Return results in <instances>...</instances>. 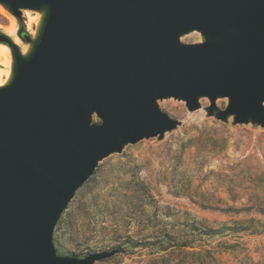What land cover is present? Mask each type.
<instances>
[{
  "label": "water",
  "instance_id": "water-1",
  "mask_svg": "<svg viewBox=\"0 0 264 264\" xmlns=\"http://www.w3.org/2000/svg\"><path fill=\"white\" fill-rule=\"evenodd\" d=\"M35 33L0 86V264H93L57 254L55 226L105 157L181 121L159 100L264 127V0H0ZM198 31L202 41L181 37ZM226 98L224 109L217 100ZM97 116L100 122L95 123Z\"/></svg>",
  "mask_w": 264,
  "mask_h": 264
},
{
  "label": "rangeland",
  "instance_id": "rangeland-1",
  "mask_svg": "<svg viewBox=\"0 0 264 264\" xmlns=\"http://www.w3.org/2000/svg\"><path fill=\"white\" fill-rule=\"evenodd\" d=\"M29 13L32 19L23 11L20 21L0 10V31L8 34L11 16L14 35L21 28L33 35L40 13ZM181 41L201 42L202 35ZM200 103L189 111L183 100H159L181 124L99 162L55 226L58 255L119 248L93 264H264V127L218 120L207 115L208 98ZM227 104L217 100L221 109Z\"/></svg>",
  "mask_w": 264,
  "mask_h": 264
},
{
  "label": "bare ground",
  "instance_id": "bare-ground-1",
  "mask_svg": "<svg viewBox=\"0 0 264 264\" xmlns=\"http://www.w3.org/2000/svg\"><path fill=\"white\" fill-rule=\"evenodd\" d=\"M5 9L2 4H0V10ZM7 10V9H5ZM8 11V10H7ZM24 15L30 17L29 10L24 9ZM40 18V17H39ZM32 19V18H31ZM39 20V19H38ZM11 26L7 28V32L9 35L13 37V40L16 44L20 45V38L14 35L16 29V20L10 16ZM38 23V22H37ZM35 33V29H33L32 34ZM28 47H23L22 52H25ZM0 65L5 68L0 67V86L3 85L8 79L11 72L12 65V54L8 45L4 43H0Z\"/></svg>",
  "mask_w": 264,
  "mask_h": 264
},
{
  "label": "trees",
  "instance_id": "trees-1",
  "mask_svg": "<svg viewBox=\"0 0 264 264\" xmlns=\"http://www.w3.org/2000/svg\"><path fill=\"white\" fill-rule=\"evenodd\" d=\"M166 236V235H165ZM165 236H160L159 238L160 239H158L159 240V242L161 243H163V242H166L167 240L165 239ZM167 237V236H166Z\"/></svg>",
  "mask_w": 264,
  "mask_h": 264
}]
</instances>
